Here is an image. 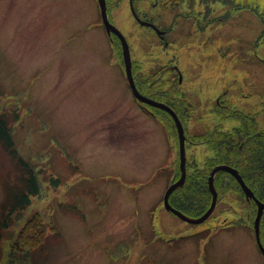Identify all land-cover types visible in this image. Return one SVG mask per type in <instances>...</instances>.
Returning <instances> with one entry per match:
<instances>
[{
    "label": "rangeland",
    "instance_id": "rangeland-1",
    "mask_svg": "<svg viewBox=\"0 0 264 264\" xmlns=\"http://www.w3.org/2000/svg\"><path fill=\"white\" fill-rule=\"evenodd\" d=\"M153 1L133 7L143 17L157 13L167 46L139 25L128 0H107L108 20L128 43L142 93L187 110L190 173L194 161L214 156L209 139L219 142L239 119L264 127V0H159L155 8ZM111 34L98 0H0V116L15 149L0 140V220L8 190L22 183L18 159L40 186L0 228V264H264L255 214L247 216L252 206L237 188L198 224L164 208L179 168L176 128L162 109L128 93ZM158 72L174 82H157ZM216 97L226 110L214 107Z\"/></svg>",
    "mask_w": 264,
    "mask_h": 264
},
{
    "label": "trees",
    "instance_id": "trees-1",
    "mask_svg": "<svg viewBox=\"0 0 264 264\" xmlns=\"http://www.w3.org/2000/svg\"><path fill=\"white\" fill-rule=\"evenodd\" d=\"M204 1H219L223 3L232 2V0ZM111 36L116 38L114 34H111ZM137 88L142 92L141 88L143 87L137 86ZM171 103V107L174 109L183 124L184 116H187V110L183 111L182 108L176 106L174 102ZM166 115L171 123H173L171 117L167 113ZM246 124L247 123L242 124L241 128ZM245 133H248V137H246L247 135ZM230 138V135H223L219 142H216V139L214 141L209 139V147L216 151L214 152V156L206 159L203 164L194 161L189 165L191 172L188 173V169H186V176L183 185L174 189L168 197L169 204L172 207L189 217H198L203 214L209 206L211 198L207 185L208 176L212 167L217 163H225L238 169L244 183L253 191L254 195L260 201L264 202V134L262 132L258 133L257 128L251 126V128H235L232 133V138ZM0 140L10 154H15V149L12 148L10 128L3 116H0ZM226 142L229 143L225 145L224 149L221 148L220 144ZM18 162L19 168L21 169L22 177L20 178H22V183L8 190V199L2 205L3 209L6 210L8 214L3 215L0 220V228L7 227L10 222L11 213L24 209L30 203V196L36 195L40 190L34 168H31L26 162L20 159H18ZM199 164H201L200 167ZM179 175L180 170L177 167L172 182H174ZM50 181L53 184L58 183L56 177H51ZM213 184L218 197L232 188H237L242 193L238 183L226 171H219L214 177ZM250 202L252 211L248 212V215L252 217V214H255L256 207L253 201ZM260 223V238L262 239L264 238V214Z\"/></svg>",
    "mask_w": 264,
    "mask_h": 264
},
{
    "label": "water",
    "instance_id": "water-1",
    "mask_svg": "<svg viewBox=\"0 0 264 264\" xmlns=\"http://www.w3.org/2000/svg\"><path fill=\"white\" fill-rule=\"evenodd\" d=\"M98 4H99V8H100V16L105 28V31L107 33V35H110L111 33H113L120 42L121 45V52H122V58H123V64H124V71H125V75H126V79L129 85V88L133 94V96L140 102L147 104V105H151L154 107H158L163 109L164 111H166L172 118L175 128H176V132H177V139H178V149H179V168H180V175L178 177V179L176 181H174L173 183H171L167 189L165 190L164 194H163V206L166 210L170 211L171 213H173L174 215H176L177 217H179L180 219L186 221V222H190V223H194V224H198L203 222L204 220H206L208 218V216L211 214V212L214 209L215 203H216V198H217V193L213 187V177L214 174L218 171V170H224L229 172L230 174H232L234 176V178L236 179V181L238 182V184L240 185L241 189L243 190L244 196L246 199H253V201L256 203V214L254 217V221H253V229H254V234H255V240L257 243L258 248L260 249V251L264 254V247L260 241V236H259V223H260V218L262 215V212L264 210V203H262L261 201H259L253 194V192L250 190V188H248L246 186V184L244 183V181L242 180V178L240 177V175L238 174V172L232 168L229 167L227 165H219L214 167L211 171L210 174L208 176V188L211 192V202L209 207L206 209V211L200 215L199 217L196 218H191L186 216L185 214H183L182 212H180L179 210L175 209L174 207H172L169 204L168 201V197L170 195V193L176 189L177 187H180L183 185L184 181H185V176H186V170H185V134H184V129L182 126V123L180 121V119L178 118L177 114L175 113V111L169 107L168 105L162 103V102H158L156 100H153L147 96H144L143 94H141L137 87L135 86L134 83V79H133V75H132V70H131V58H130V51H129V46L128 43L124 37V35L117 29L116 26H114L112 23L109 22L107 14H106V5H105V0H98ZM132 14L134 16V18L143 25H150L152 26L155 30L156 27L153 26L152 24L142 21L140 20L137 15L135 14L134 10L131 8Z\"/></svg>",
    "mask_w": 264,
    "mask_h": 264
},
{
    "label": "flooded vegetation",
    "instance_id": "flooded-vegetation-1",
    "mask_svg": "<svg viewBox=\"0 0 264 264\" xmlns=\"http://www.w3.org/2000/svg\"><path fill=\"white\" fill-rule=\"evenodd\" d=\"M133 1H134V0H128L129 6H130V11H131V8H132V9L134 10L135 14L137 15V17H138L140 20L152 24L153 26L156 27L157 30H155V29H154L152 26H150V25H143V24H140V23L136 20V21L139 23V25H140V26H143V27H147V28L152 29L153 32L155 33L156 38L161 42V44L167 46V45L169 44V40L167 39V32H168V29H167V28H163V27H162V26H161V25L155 20V19L158 18L157 13H152V12H151V15H150L151 17H143V16H141V12H139L138 10H135V9H134V7H133ZM135 1H136V0H135ZM161 1H163V0H161ZM161 1H160V2H161ZM183 1H184V0H183ZM176 2H178V1H176ZM105 3H106V13H107V16H108V11H107V0H105ZM161 4H162V2H161ZM151 5H152L153 8L159 6V5H160L159 0H154L153 2H151ZM180 9H181V8L179 7V10H177L176 14H177L179 17H181V18L183 19L184 22L190 20V14H189V12H187V8H186V9H181V10H180ZM157 10H158V9H157ZM149 11H150L149 9H146L144 12H142V15L148 13ZM131 13H132V11H131ZM132 15H133V14H132ZM133 17H134V16H133ZM159 18H160V17H159ZM134 19H135V18H134ZM158 20H159V19H158ZM177 23H178V21L176 20V21H175V26H174V27H179V28H180L181 26H178ZM188 23H189V22H188ZM188 23L185 24V25L183 26V28L187 27V26H188ZM169 29H172V27L169 28ZM174 69H175V73H177V74H176V76H177L176 81H177L178 83H181V78L178 77L179 72L177 71V68H176V67H174ZM155 75H158V76L155 78V80H157V82H160L159 79H161V78H165V81H166V80H169V81H170V83H168L167 85H171V82H172V83L174 82V78L166 77V75L163 74V73L158 72V73L155 74ZM162 75H163V76H162ZM171 76H172V75H171ZM172 77H173V76H172ZM163 82H164V81H163ZM158 84H161V83H157V86H159ZM149 95H150V94H149ZM161 102H162V101H161ZM215 106H218V108H219L221 111H224V110H226V108H227V106L224 104V101H221L220 97H216V104L214 105V107H215ZM220 117H221L222 120H223V119H226V118H227V114H225V113H221V114H220ZM239 121H240L242 124L247 123L243 128H251V126L254 125V118L245 119V120L239 119ZM235 128H237V129H243V128H241V126H237V127H235ZM261 130H264V127H263L262 129L257 130V132H258V133L262 132V133L264 134V132L261 131ZM232 133H233V131H232V132L224 133V135L228 136V135H232ZM245 134L247 135L248 133H245ZM240 136H241V135H240ZM246 137H248V135H247ZM231 166H232V165H231ZM232 167H233V166H232ZM234 168H235V167H234ZM263 168H264V165H263ZM237 170H238V169H237ZM238 172H239V171H238Z\"/></svg>",
    "mask_w": 264,
    "mask_h": 264
},
{
    "label": "crops",
    "instance_id": "crops-1",
    "mask_svg": "<svg viewBox=\"0 0 264 264\" xmlns=\"http://www.w3.org/2000/svg\"><path fill=\"white\" fill-rule=\"evenodd\" d=\"M126 89H127L128 93L131 94V96H132V98H133V100H134V97H133V95H132V93H131V91H130V89H129L128 86H126ZM137 106H138L141 110H143L142 107H141L140 105L137 104ZM253 126H255V127L257 128V130L260 129L255 119H254V125H253ZM164 127H165V126H164ZM166 129H167V131H168V134H171V133L169 132V130H168V127H166ZM230 136H231V138H232V135H230ZM169 137H170V136H169ZM170 138H171V137H170ZM231 138H230V139H231ZM206 141H208V140H205V142H206ZM157 144H158V142L155 143V146H156L157 149L155 148V150H154L155 153L153 154V155L155 156L154 159H155L156 161H157L158 159L161 158V151H162V147H161V146H160V147H157ZM155 146H154V147H155ZM211 151H212L213 153L216 152V151H214V150H211ZM206 156H207V154H206ZM212 157H213V156H212ZM207 158H211V157H207ZM173 162H174V160H173Z\"/></svg>",
    "mask_w": 264,
    "mask_h": 264
}]
</instances>
